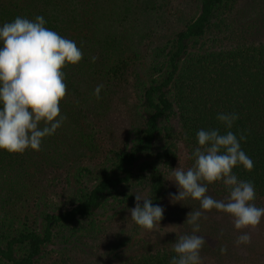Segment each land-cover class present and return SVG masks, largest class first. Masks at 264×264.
Here are the masks:
<instances>
[{"label": "trees", "instance_id": "16d2710c", "mask_svg": "<svg viewBox=\"0 0 264 264\" xmlns=\"http://www.w3.org/2000/svg\"><path fill=\"white\" fill-rule=\"evenodd\" d=\"M145 2L136 1L139 10ZM241 2L247 9H264V0H196L197 13L185 19L151 57L142 52L137 41L131 39L127 44L120 34L113 33L110 24L121 20L124 11L130 15L129 0H123L125 7L120 0H0V26L17 16L32 20L43 16L47 28L75 41L83 51L77 65L63 69L65 99L69 100L78 86L72 70L77 71L84 62V67L102 77L107 86L120 84L138 63H143L146 71L145 78H137L134 84L142 112L140 125L123 145L102 155L92 182L76 189L68 207L39 214L43 221L40 227L27 215L16 225L15 219L0 216V264H40L45 246L54 237L53 228L79 240L108 233L113 224L131 214L136 193L164 208L160 226L148 232L128 220L130 231L121 230L125 236H114L103 254L114 258L110 264H169L176 255L173 244L177 236L192 232L185 222L187 214L200 210V202L191 198L165 205L169 175L181 151L185 153L183 168L193 165L191 154L199 146L196 133L200 129H219L221 134L228 131L216 119L220 113L239 116L230 130L237 137L242 131L247 135L241 148L254 168L249 172L236 166L233 172L238 179L254 183V203L264 207V41L251 38L260 25L259 18L243 24L235 21ZM104 8L109 10L102 17L107 22L101 28L98 23H89L86 15L94 19L99 12H106ZM125 49L133 52L131 57L124 55ZM92 57L97 58L95 62ZM97 147L94 144V152ZM17 154L0 150V168L11 166ZM207 194L225 200L228 191L222 182H214L208 185ZM204 215L207 219H200L197 233L206 240L201 250L203 264H232V258L236 259L233 264H264L263 228L236 230L233 218L215 209ZM242 231L250 232L251 243L236 246L234 241ZM221 246L227 247L226 254L220 253Z\"/></svg>", "mask_w": 264, "mask_h": 264}, {"label": "rangeland", "instance_id": "374dc122", "mask_svg": "<svg viewBox=\"0 0 264 264\" xmlns=\"http://www.w3.org/2000/svg\"><path fill=\"white\" fill-rule=\"evenodd\" d=\"M136 1L129 0L132 7L128 11L130 15L124 11L121 20L110 25L114 26L113 33L120 34L125 43L128 44L131 39L137 41L142 52L150 53L151 57L157 46L162 45L185 19L198 11L196 0H146L140 6L142 11L138 9ZM120 2L125 7L123 0ZM240 5L239 11L235 12V21L243 24L259 18L260 25L254 29L251 38L264 41V9H247L243 2ZM105 10L96 14L94 19L86 15L89 23H98L101 28L107 22L102 18L109 12ZM111 20L112 17L108 19ZM142 35L145 36L143 44ZM132 53L131 50L124 51V55L130 57ZM85 65L79 64L77 71L71 72L78 86H74L76 91L73 90L70 99H65V107L62 102L60 104L61 115L66 117L62 126L54 135L43 139L40 151L28 149L23 154H17L11 166L0 168V216L15 219L14 225L27 215L31 222L36 220V226L40 227L43 221L39 214L57 213L68 207L76 189L85 182H92L102 155L110 148L123 145L140 125L142 112L134 84L137 78H145L143 63L136 64L135 70L129 71L123 81L115 86H107L102 77L88 71ZM99 84L104 87L100 92L101 98L97 100L92 93ZM94 144H98L95 152ZM184 154L181 151L176 167H183ZM177 191L175 181L169 179L165 205L172 203L170 194H177ZM3 209L4 213H1ZM130 216L128 214V217L113 224L108 233L97 234L94 238H70L67 232L62 235L57 228H53L54 237L45 246L40 264H101V259L104 262L107 260L105 264H110L114 258L103 253L108 250L114 236L124 235L120 234L121 230L125 233L130 231L129 226L133 222ZM258 227L264 229V219ZM235 262L236 259L232 258L231 263Z\"/></svg>", "mask_w": 264, "mask_h": 264}, {"label": "clouds", "instance_id": "9594fccd", "mask_svg": "<svg viewBox=\"0 0 264 264\" xmlns=\"http://www.w3.org/2000/svg\"><path fill=\"white\" fill-rule=\"evenodd\" d=\"M46 24L45 18L38 15L34 20L17 16L0 26V150L10 154L40 151L43 139L62 126L66 117L61 115L60 104L67 95L63 69L83 59V51L75 41ZM91 59L95 62L97 58ZM103 87L97 85L92 93L97 100ZM238 118L236 113L218 114L216 119L228 131L221 134L219 129H200L196 133L199 146L191 154L193 165L171 171L169 179L179 189L178 195L170 194L172 202L191 198L200 202V210L187 214L185 222L192 232L177 236L173 244L176 255L169 264H203L201 250L206 240L197 233L200 219H207L206 212L215 209L229 214L236 230H254L264 219V207L254 203V183L238 179L233 172L236 166L249 172L254 168V162L241 148L247 135L242 131L237 137L230 130ZM214 182H222L227 189L225 200L207 194L208 185ZM129 211L131 220L148 232L156 230L164 216L162 206L153 205L151 198L139 193L135 194V207ZM234 243L250 244V232L242 231ZM220 253L226 254L227 247L221 246Z\"/></svg>", "mask_w": 264, "mask_h": 264}]
</instances>
